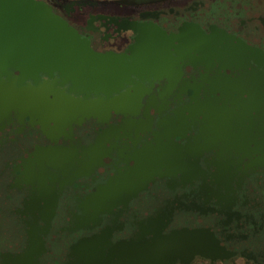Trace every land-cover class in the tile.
I'll use <instances>...</instances> for the list:
<instances>
[{"label":"water","instance_id":"1","mask_svg":"<svg viewBox=\"0 0 264 264\" xmlns=\"http://www.w3.org/2000/svg\"><path fill=\"white\" fill-rule=\"evenodd\" d=\"M208 8L117 52L0 0V264H264V0Z\"/></svg>","mask_w":264,"mask_h":264},{"label":"flooded vegetation","instance_id":"2","mask_svg":"<svg viewBox=\"0 0 264 264\" xmlns=\"http://www.w3.org/2000/svg\"><path fill=\"white\" fill-rule=\"evenodd\" d=\"M61 11L70 23L81 31L95 35L93 45L99 51H123L132 43L133 30L131 22L158 23L165 20L166 24L176 22L185 15H198L209 10L208 5L216 0H150L140 3H124L108 0L55 1L49 0ZM145 3V4H143ZM257 32V30H253ZM244 31L241 35H244ZM264 263V258L261 257ZM189 264H261L243 256L226 259L196 258Z\"/></svg>","mask_w":264,"mask_h":264},{"label":"rangeland","instance_id":"3","mask_svg":"<svg viewBox=\"0 0 264 264\" xmlns=\"http://www.w3.org/2000/svg\"><path fill=\"white\" fill-rule=\"evenodd\" d=\"M55 1H64V0H55ZM65 1H70V0H65ZM71 1H75V0H71ZM108 1H119V2H124V3H132V2L133 3H140V2H148L150 0H108ZM164 1L165 0H160L161 3L164 2ZM143 4H145V3H143Z\"/></svg>","mask_w":264,"mask_h":264},{"label":"bare ground","instance_id":"4","mask_svg":"<svg viewBox=\"0 0 264 264\" xmlns=\"http://www.w3.org/2000/svg\"><path fill=\"white\" fill-rule=\"evenodd\" d=\"M135 25L134 22H131L129 26ZM136 26V25H135Z\"/></svg>","mask_w":264,"mask_h":264},{"label":"crops","instance_id":"5","mask_svg":"<svg viewBox=\"0 0 264 264\" xmlns=\"http://www.w3.org/2000/svg\"><path fill=\"white\" fill-rule=\"evenodd\" d=\"M76 1V0H75ZM78 1V0H77ZM79 1H84V0H79Z\"/></svg>","mask_w":264,"mask_h":264}]
</instances>
